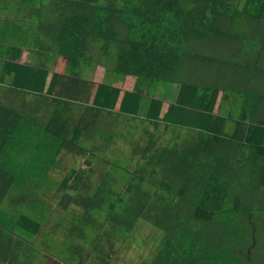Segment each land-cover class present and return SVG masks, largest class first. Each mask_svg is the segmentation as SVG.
I'll return each instance as SVG.
<instances>
[{"label":"trees","instance_id":"1","mask_svg":"<svg viewBox=\"0 0 264 264\" xmlns=\"http://www.w3.org/2000/svg\"><path fill=\"white\" fill-rule=\"evenodd\" d=\"M17 1L5 0L0 13L15 23L6 32L16 39L0 45V199L12 185L5 167L18 159L7 151L17 154L23 139L17 135L29 128L44 126L62 140V150L85 154L63 141L77 106H84L94 123L105 121L111 131L123 125L110 145L132 153L126 167H116V188L80 198L77 227L98 233L107 226L103 236L126 237L138 224L150 225L161 238L140 264H264V0H249L246 9L242 0ZM24 15L38 19L30 46L29 28L17 25L29 21ZM24 49L60 55L64 74L48 76L46 63L19 64ZM86 62L134 84L121 90L80 79ZM146 83L175 88L164 112L161 100L143 92ZM227 91L238 98L236 115L222 113L218 99ZM76 121L75 130L88 122ZM161 124L170 132L164 142ZM93 131L102 142L100 130ZM91 157L82 165L90 167ZM89 176L88 168L70 170L62 187L74 192Z\"/></svg>","mask_w":264,"mask_h":264},{"label":"rangeland","instance_id":"2","mask_svg":"<svg viewBox=\"0 0 264 264\" xmlns=\"http://www.w3.org/2000/svg\"><path fill=\"white\" fill-rule=\"evenodd\" d=\"M42 1L46 3L50 0ZM248 1L242 0V9L247 8ZM13 2L19 1L11 0L9 3ZM37 2L38 0H35L34 5H37ZM0 3V13H2L6 3L5 0H0ZM23 17L29 21L23 22V25H17H20L24 31L29 28L28 38L35 41L34 29H37L38 19L31 15ZM14 24L0 17V45H15L16 39L8 37L6 32ZM44 41L47 42L48 39ZM47 44L51 43L47 42ZM90 44L91 49L87 52L95 47L93 41ZM53 55L60 61L57 62L58 68H54L57 72L47 71V74L48 76L63 75L65 60L60 55ZM87 55L89 56V53ZM91 55V59L98 56L94 51ZM24 61H19V64L28 62ZM82 68L80 79L94 83L101 82L103 79L102 69L98 70L93 78L96 68H93L90 62L83 63ZM190 73L191 71H189V76ZM151 86L155 85L144 84L147 91ZM77 107L80 113L77 115L78 111L75 112L73 117L76 119L71 120L74 122L69 121L66 125L69 127L68 134L63 141L71 140L77 143L84 148V155L68 154L64 149L62 150V140L46 132L44 126L32 127L25 132L23 130L24 133L21 135H17V138H23L21 142L25 139L29 141V143L20 142L17 154L14 155L13 151L10 154L6 150L9 157L15 156L18 159L17 165L12 164L5 167V169H11L13 177L8 193L0 199V264H101L99 259L101 256L105 264H140L148 259L157 248L161 233L148 224H138L134 231L126 237L119 233L108 237L103 236L108 229L107 226H104L98 233H94L95 230L88 226L83 229L77 227V218L82 213L79 205L80 198L84 203L93 195L100 194L102 188H108L107 186L111 184L113 188H116L119 185L118 182L116 183L119 176L116 167H126L128 157L132 153L122 144L110 145L113 141H109V137L116 134L117 130L123 132L125 128L123 125H118L111 131L105 121L98 119L95 123L92 122L88 117L89 110L86 107ZM81 116L87 118V125L75 130L78 122L76 120ZM142 125L143 123L139 121L137 127L133 124L132 128L136 127L135 129L139 131ZM93 128L100 130L104 139L102 142H99L98 137L95 136ZM144 128L149 131L153 130L147 123H144ZM77 133L79 134L76 135ZM139 137L136 133L135 138ZM38 144L40 146H37ZM89 154L93 155L91 166H83L82 162L88 158ZM35 157L45 162L37 164ZM118 157L121 158L118 159ZM78 168H88L90 176L88 180H85L87 182L76 187L74 192L62 187L61 182L70 170ZM63 195L72 196V200L67 203L68 200H65ZM101 216L100 214L97 221L102 222ZM21 217L26 218L29 223L21 222Z\"/></svg>","mask_w":264,"mask_h":264},{"label":"crops","instance_id":"3","mask_svg":"<svg viewBox=\"0 0 264 264\" xmlns=\"http://www.w3.org/2000/svg\"><path fill=\"white\" fill-rule=\"evenodd\" d=\"M34 43V39L32 38H28L27 40V45L30 46V44ZM231 49V48H230ZM228 47V51L229 53L231 52ZM225 55V51L221 52L219 51V55ZM21 59L19 61H23L27 60L28 62H31L32 64H27L36 67V68H41L44 69V63L45 64V69L48 72H52L55 73L57 71L54 70V68H58V63L60 62L58 57L54 58V55L49 54V53H42L39 52V54L36 51H28V50H23L22 54H21ZM52 63V64H51ZM20 64L25 65L26 63H22L20 62ZM53 68V69H52ZM188 68H193L192 66H189ZM102 68L97 67L94 72H93V78L96 74V72L98 70H101ZM64 70V69H63ZM103 79L101 80V82H97V84H101V83H106V84H112L118 88H120L121 90H128L130 87L133 86L134 81L133 80H129V79H117L114 78L113 76H111L110 74H107L103 71ZM189 73V71H188ZM185 77H189V75L187 74V71L185 72ZM144 87V86H143ZM151 91V93H149ZM175 88L173 86L170 85H162V84H158L155 86H151L147 89L144 87L143 88V92L145 93V95L147 97H151V98H155V99H159L162 101V104L165 105L166 107H162V111L164 112L165 109L168 108V106L170 105V103H173L174 98H175ZM238 98L230 91H227L226 93H221L218 101L222 110L223 114H227L229 112H232L233 114H237L238 111ZM164 124H161L160 126V135H159V141L164 142V140H168L170 137V132L169 131H165V129L163 130V126ZM227 130L228 131H232L233 130V124L232 122L228 123L227 125ZM153 131V130H152ZM26 143H29L28 139L24 140ZM119 145V144H117Z\"/></svg>","mask_w":264,"mask_h":264}]
</instances>
